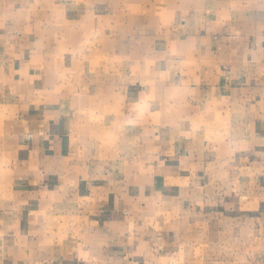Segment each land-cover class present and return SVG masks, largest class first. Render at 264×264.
<instances>
[{
	"label": "crops",
	"instance_id": "obj_1",
	"mask_svg": "<svg viewBox=\"0 0 264 264\" xmlns=\"http://www.w3.org/2000/svg\"><path fill=\"white\" fill-rule=\"evenodd\" d=\"M36 1L0 0V264H237L264 228V0H46L100 9L113 60L62 54L83 90L55 96Z\"/></svg>",
	"mask_w": 264,
	"mask_h": 264
},
{
	"label": "rangeland",
	"instance_id": "obj_2",
	"mask_svg": "<svg viewBox=\"0 0 264 264\" xmlns=\"http://www.w3.org/2000/svg\"><path fill=\"white\" fill-rule=\"evenodd\" d=\"M51 1L46 0H37L35 4L31 7L21 9L18 12L20 18L24 19L25 17H32L34 24L30 28L31 30L36 31L39 39L34 43L37 47L40 46L43 49H46V82H49L48 85H52L51 91L53 96L55 92L58 91V85L60 83L69 82L76 89L83 90L81 88V81H76V84L72 76L64 75V72L60 70V64L62 62V57L64 55L65 60H69L70 54H73L71 57L72 63H82L90 62L93 68L96 70L104 69V63L113 62L109 56H103L104 52L100 50V28L103 24L104 16L101 15L100 9L93 11L83 12L85 15L81 22L70 24L65 19L63 11H60L58 7L53 8ZM77 10V9H76ZM135 11L134 8H132ZM90 12V13H89ZM94 17L98 20V27L94 30L92 20ZM63 20V21H62ZM28 26V25H27ZM97 34L95 38V34ZM95 44L98 48H95ZM34 45V47H36ZM93 48V49H92ZM75 56V57H74ZM106 57V58H105ZM109 57V58H108ZM106 59V61H105ZM116 62V61H115ZM77 77H79L77 75ZM66 84V83H64ZM67 89L66 91H69ZM61 91V90H60ZM57 93V92H56ZM97 121H100L97 119ZM110 137L106 134H103L101 137H97V143L110 145ZM256 212H259L257 210ZM259 216L257 213H255ZM228 215V214H226ZM253 228L250 232L248 231H237L236 232V242L228 249L227 252H230L235 256L237 264H244L243 262L249 261L251 264H264V228H260V222L256 220L253 223ZM256 224V226L254 225ZM248 237L245 239V237ZM210 256L216 254V248H208ZM209 256V255H208ZM209 256V257H210ZM252 260H257L259 263H254Z\"/></svg>",
	"mask_w": 264,
	"mask_h": 264
}]
</instances>
